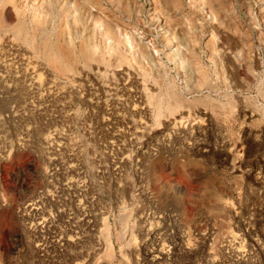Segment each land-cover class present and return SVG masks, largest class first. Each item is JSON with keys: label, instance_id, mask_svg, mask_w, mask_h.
<instances>
[{"label": "rangeland", "instance_id": "obj_1", "mask_svg": "<svg viewBox=\"0 0 264 264\" xmlns=\"http://www.w3.org/2000/svg\"><path fill=\"white\" fill-rule=\"evenodd\" d=\"M33 1L0 0V264H264L261 0ZM71 26L74 82L40 37L79 53Z\"/></svg>", "mask_w": 264, "mask_h": 264}, {"label": "bare ground", "instance_id": "obj_2", "mask_svg": "<svg viewBox=\"0 0 264 264\" xmlns=\"http://www.w3.org/2000/svg\"><path fill=\"white\" fill-rule=\"evenodd\" d=\"M32 1V0H31ZM35 1V0H34ZM34 1H33V3H34ZM63 1V0H62ZM154 1V0H153ZM35 2H37L40 6L41 5H44L45 4V2H46V4L44 5V6H46L47 5V1H45V0H36ZM78 2V0H67V3H68V7H67V9L66 10H62V11H65V18H66V20L67 21H65V23L66 22H71V24H74L75 23V25H77L78 23L76 22V20H77V14H78V11H82V9H80L79 7V5H81V3H77ZM62 4V3H61ZM153 4H155V3H153ZM157 5V4H156ZM155 5V6H156ZM261 5H263V7H262V10H263V13H264V0H261ZM20 7V6H19ZM36 7H38V6H36ZM59 7H62L61 5L59 6ZM82 7V6H81ZM157 7V6H156ZM24 8V7H23ZM38 8H40V7H38ZM37 8V9H38ZM46 8V7H45ZM36 9V8H35ZM34 9V10H35ZM51 9V8H50ZM260 9V8H259ZM43 10H45V9H43ZM56 10V9H55ZM155 10V9H154ZM15 11H16V9H15ZM80 11V12H81ZM83 12V11H82ZM60 13V12H59ZM20 14H22V13H20ZM39 14V13H38ZM58 14V13H57ZM55 15V14H54ZM81 15H82V13H81ZM84 15V14H83ZM88 15V14H87ZM62 16H64V15H62ZM61 16V17H62ZM156 16V15H155ZM154 16V17H155ZM82 17V16H81ZM157 17V16H156ZM168 17V16H167ZM51 18V17H50ZM54 18V17H53ZM62 18H64V17H62ZM65 18L63 19V20H65ZM4 19V18H3ZM39 19V18H38ZM83 19V18H82ZM80 20H81V18H80ZM87 21V20H86ZM81 22V21H80ZM174 22V21H173ZM50 24V23H49ZM44 25V24H43ZM79 25V24H78ZM104 25V24H103ZM32 26V25H31ZM39 26H41V28H42V25H39ZM70 26V25H69ZM72 26H74V25H72ZM72 26H71V28H72ZM0 28H1V25H0ZM40 28V27H39ZM27 29V28H26ZM64 29H65V27H64ZM73 29V28H72ZM71 29V30H72ZM76 28L74 27V29H73V33H74V37L75 38H77L78 39V41H79V46L83 43H81V41H80V37H81V35L78 33V32H76V30H75ZM38 30V29H37ZM40 30V29H39ZM49 30H51V29H49ZM59 30V29H58ZM75 30V31H74ZM108 30V29H107ZM23 31H24V24H19V26L14 30V34H13V32H11V35H12V37H10V42H11V38H13V37H19V39L17 38L16 40H20V37H21V35L23 34ZM27 31V30H26ZM2 32V31H1ZM57 32V31H56ZM61 32V31H60ZM63 32V31H62ZM106 32V31H105ZM105 32H104V36H106V34H105ZM111 32V31H110ZM164 32V31H163ZM184 32V31H183ZM58 33V32H57ZM64 33V32H63ZM67 33V32H66ZM108 33L109 32H107V36H108ZM166 33V32H165ZM185 33V32H184ZM21 34V35H20ZM25 34H26V32H25ZM33 34V33H32ZM39 34V33H38ZM65 34V33H64ZM92 34V33H91ZM42 35V36H41ZM61 35H62V33H61ZM110 35V34H109ZM22 36H24V34L22 35ZM33 36V35H32ZM49 36H51V35H49V33L46 31V30H43V31H41V34H40V37H41V39H42V37H43V41L41 42L42 44V55H43V58H44V60H46V61H48V62H51V63H53V64H55V66H58V67H56V69H61V71L63 72V73H66V71L65 70H67L68 72H67V74H69V75H67L66 77L69 79L70 78V81L71 82H74L75 81V77L73 76V75H71V73H70V70L69 69H67L66 67H67V64L69 63H67L66 64V62L67 61H73V60H76V58H78L79 56H82L83 58H84V62L87 60V58H88V56L87 55H85L87 52L86 51H88V50H86V45H81L80 47H82V49L80 50V52L79 53H76L75 52V50H74V48H73V46H72V44L70 45H67L66 43V45L68 46H65L63 49L61 48V49H59L58 50V55H57V50H55L54 48L52 49V42H50V37ZM57 36V35H56ZM3 37H8L7 35L6 36H3ZM39 37V38H40ZM62 37V36H61ZM135 37V36H134ZM140 37V36H139ZM25 38H26V36H25ZM24 38V39H25ZM52 38V37H51ZM89 38V37H88ZM106 38V37H105ZM8 39H9V37H8ZM58 39V38H57ZM66 39V38H65ZM166 40H167V42H169V40L167 39V38H165ZM177 39H179V38H177ZM12 40H14V39H12ZM16 40H14V43H16L15 41ZM30 40V39H29ZM61 40H63V42H64V39H61ZM67 40V39H66ZM71 40V39H70ZM108 40V39H107ZM188 40H190V39H188ZM8 41V42H9ZM22 40H20L19 42H21ZM26 41V40H25ZM35 41V40H34ZM33 41V42H34ZM82 41H84V39H82ZM89 41V40H88ZM183 41V40H182ZM23 43H24V41H22ZM21 42V43H22ZM27 42V41H26ZM31 42V41H30ZM32 42V43H33ZM62 42V41H61ZM66 42V41H65ZM69 42H71V41H69ZM74 42V41H73ZM76 42V41H75ZM84 42H86V41H84ZM108 42V41H107ZM140 42V41H139ZM184 42V41H183ZM189 42V41H188ZM14 43H11V44H14ZM39 43V42H38ZM72 43V42H71ZM81 43V44H80ZM2 44V43H1ZM7 44H9V43H7ZM40 44V43H39ZM62 44V43H61ZM88 44V43H87ZM168 44V43H167ZM171 44V43H170ZM173 44V43H172ZM181 44V43H180ZM186 43H184V45L181 47H179V46H177V45H172V46H168V47H166V49H164V51H163V53H166L165 55H169V56H171V58H173L175 61H176V65H177V67H178V72L180 73V74H183L184 76L185 75H189V73H194V72H192V70H191V68H192V66H193V64L195 63L194 62V60H193V63L191 62V61H188V64L186 63V65H185V63H184V58L182 57V55H187L186 53H187V46L185 45ZM17 46V43L16 44H14V46ZM20 45V43H18V46ZM21 45H23V44H21ZM91 45V44H90ZM131 45V44H130ZM150 45V44H149ZM169 45V44H168ZM17 46V47H18ZM62 46H64V44L62 45ZM33 47V46H32ZM55 47V46H54ZM67 47V48H66ZM147 51H149L150 53H152V54H155V51H153L152 50V48L150 47V46H146V44H145V46H143ZM203 47V46H202ZM36 48V47H35ZM58 48V47H57ZM89 48V47H88ZM178 48H179V50L180 51H182V52H180V51H178ZM204 48V47H203ZM1 49V48H0ZM34 49V48H33ZM94 49V48H93ZM92 49V50H93ZM30 50V49H29ZM36 50V49H35ZM37 50H38V48H37ZM53 50H55V51H53ZM78 50H79V48H78ZM91 50V51H92ZM136 50V49H135ZM32 51V50H31ZM90 51V50H89ZM94 51V50H93ZM137 51V50H136ZM21 52V51H20ZM38 52V51H37ZM180 52V53H179ZM188 52H190V51H188ZM90 53V52H89ZM191 53V52H190ZM34 54V53H33ZM200 54V53H199ZM97 55V54H96ZM188 55H189V53H188ZM37 56V55H36ZM86 56H87V58H86ZM183 58H181V57ZM190 56V55H189ZM38 57V56H37ZM146 57V56H145ZM153 57H155V56H153ZM191 57V56H190ZM189 57V58H190ZM149 58V57H148ZM151 58V59H150ZM149 59L150 60H152L151 62H153L154 60H153V58H152V56L150 57ZM66 59V60H65ZM81 59V58H80ZM86 59V60H85ZM64 60H65V64H63L64 63ZM186 60H188V59H186ZM192 60V59H191ZM246 60V59H245ZM1 61V60H0ZM63 63H62V62ZM82 61H83V59H82ZM81 61V62H82ZM90 61V60H89ZM248 61V60H247ZM42 62V61H41ZM78 61H75V63H77ZM83 62V63H84ZM88 62V61H87ZM157 62V61H156ZM189 62H191L192 63V65L191 64H189ZM197 62H198V60H197ZM155 63V62H154ZM239 63V62H238ZM71 64V63H70ZM145 64V63H144ZM151 64V63H150ZM196 64V63H195ZM242 64V63H241ZM47 65V64H46ZM69 65V64H68ZM75 65V64H74ZM73 64L71 65V68H72V66H74ZM86 65V64H85ZM154 65H156V63L154 64ZM154 65L152 66V67H154ZM198 65V64H197ZM53 66V65H52ZM157 66V65H156ZM156 66H155V68H156ZM243 66V65H242ZM91 67H92V65H91ZM164 67V66H163ZM246 67V66H245ZM69 68H70V65H69ZM90 68V67H89ZM97 68V67H96ZM137 68V67H136ZM155 68H154V70H155ZM198 68V67H197ZM50 69V68H49ZM157 69V68H156ZM196 69V68H195ZM76 70V69H75ZM112 70V69H111ZM161 70V69H160ZM196 70H198V69H196ZM201 70V69H200ZM60 71V72H61ZM88 71V70H87ZM61 72V73H62ZM84 72V71H83ZM80 73V72H79ZM163 73V72H162ZM203 73V72H202ZM57 74V73H56ZM81 74V73H80ZM79 74V75H80ZM85 74V73H84ZM87 74H88V72H87ZM92 74V73H91ZM125 74V73H124ZM137 74V73H136ZM154 74L158 77V78H161L162 76H163V74H160L159 73V71L158 70H155L154 71ZM153 74V75H154ZM51 75V74H50ZM82 75H83V73H82ZM86 75V74H85ZM98 75V74H97ZM202 75V74H201ZM78 76V75H77ZM95 76V75H94ZM126 76H127V74H126ZM131 77H132V75H131ZM136 78H137V76H135ZM145 77V76H144ZM157 77H156V79H157ZM165 77V76H164ZM164 77H162V78H164ZM201 77V76H200ZM202 77H204V76H202ZM151 78H152V76H151ZM161 78V79H162ZM205 78V77H204ZM58 79V78H57ZM132 79V78H131ZM42 80V79H41ZM77 80V79H76ZM144 80V79H143ZM154 80V79H153ZM157 80H159V79H157ZM55 81V80H54ZM69 81V80H68ZM155 82V81H154ZM158 82V81H157ZM80 83V82H79ZM79 83H78V87H79ZM144 83H145V81H144ZM62 84V83H61ZM112 84V83H111ZM141 84V83H140ZM64 85V84H63ZM153 85V84H152ZM151 85V86H152ZM173 85V84H172ZM172 85H169V82H168V85L165 87V85H164V87L165 88H163V89H165V91H164V95L168 98V99H166L167 100V103L169 102V100H171V102L173 101V100H175V102L173 103V104H171V105H177V104H180V101H179V99H180V97L179 96H177V94L175 93V91H174V88L172 87ZM43 86V85H42ZM58 86V85H57ZM143 86V85H142ZM55 87V86H54ZM60 87V86H59ZM63 88V87H62ZM154 88V87H153ZM68 89V88H67ZM140 89V88H139ZM161 89V88H160ZM59 90V89H58ZM61 90V89H60ZM62 91V90H61ZM158 91V90H157ZM160 91V90H159ZM140 92V91H139ZM150 92V91H149ZM143 92H141V94H142ZM160 94H161V92H159ZM146 94V93H145ZM148 94V93H147ZM153 94V93H152ZM126 95V94H125ZM142 96H144L143 94H142ZM159 96V95H158ZM160 96H162V95H160ZM67 97V96H66ZM140 97V96H139ZM178 97H179V99H178ZM65 98V97H64ZM160 98L161 97H153V98H151V99H153V101H154V99H156L155 100V102H153L154 103V105L156 104V107H159L161 104H162V102L161 101H163V100H160ZM143 99V98H142ZM144 99H145V96H144ZM72 100V99H71ZM165 100V101H166ZM63 101V100H62ZM145 101V100H144ZM147 101V100H146ZM145 101V102H146ZM170 102V103H171ZM179 102V103H178ZM58 103V102H57ZM146 103H148V102H146ZM169 103V104H170ZM73 104V103H72ZM166 104V103H165ZM168 104V105H169ZM70 105V104H69ZM140 105H142V104H140ZM146 104H144V108H143V110L146 112V113H148L149 112V106L147 107V106H145ZM147 105H149V104H147ZM170 105V106H171ZM66 106V105H65ZM162 106V105H161ZM171 107H173V106H171ZM170 107V108H171ZM183 107V106H182ZM160 108V107H159ZM166 108H168V107H166ZM173 108H175V107H173ZM152 109V108H151ZM156 109V108H155ZM161 109H159V111H160ZM156 111H158V110H156ZM74 114V113H73ZM222 116V115H221ZM176 118V117H175ZM177 120V119H176ZM175 120V121H176ZM164 121V120H163ZM223 121V120H222ZM225 121V120H224ZM174 124V123H173ZM224 125H225V123H224ZM46 138V137H45ZM45 138H43L44 139V142L45 143H47L48 142V139H45ZM48 138V137H47ZM49 138H50V136H49ZM51 142V141H50ZM234 166V165H233ZM159 171V170H158ZM224 206H226V205H224ZM124 222V221H123ZM105 232V231H104ZM106 234V233H105ZM104 237V236H103ZM106 240V239H105ZM127 247H128V245H127Z\"/></svg>", "mask_w": 264, "mask_h": 264}, {"label": "built area", "instance_id": "obj_3", "mask_svg": "<svg viewBox=\"0 0 264 264\" xmlns=\"http://www.w3.org/2000/svg\"><path fill=\"white\" fill-rule=\"evenodd\" d=\"M244 240H245V238H244ZM239 241H242V239L239 238V235H232V236L231 235H228V237L225 238V242H226L225 247H226V250H227L226 253L228 254V251L233 252L235 246L237 244H239ZM244 242L245 241H243V243H241V245H239L238 248L235 249L237 251L236 253L238 254V256H241V257H245L244 256L245 255V245H244ZM242 249H243V252H242ZM238 260H240V258ZM234 262H236V264H237L239 261L234 260ZM233 264H235V263H233Z\"/></svg>", "mask_w": 264, "mask_h": 264}]
</instances>
